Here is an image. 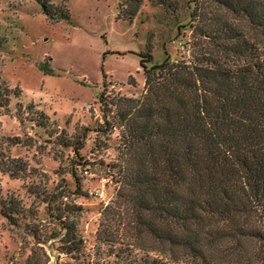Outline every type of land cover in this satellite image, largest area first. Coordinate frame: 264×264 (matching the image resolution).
<instances>
[{"label":"trees","instance_id":"16d2710c","mask_svg":"<svg viewBox=\"0 0 264 264\" xmlns=\"http://www.w3.org/2000/svg\"><path fill=\"white\" fill-rule=\"evenodd\" d=\"M215 1L258 37L218 14L192 61L140 53L144 92L109 101L118 187L95 243L80 230L83 206L51 197L48 221L27 225L37 245L24 264H48L53 250L56 264H264V0ZM38 2L50 20L68 17ZM14 93L0 76V108ZM12 202L9 218L20 213Z\"/></svg>","mask_w":264,"mask_h":264},{"label":"rangeland","instance_id":"374dc122","mask_svg":"<svg viewBox=\"0 0 264 264\" xmlns=\"http://www.w3.org/2000/svg\"><path fill=\"white\" fill-rule=\"evenodd\" d=\"M47 1L68 17L50 20L38 0H0V76L15 92L0 108V264H24L37 245L27 225L47 222L48 200L63 194L83 206L80 230L92 248L118 187L121 126L109 101L144 92L140 53L192 61L208 22L227 14L215 0ZM226 16L258 37L241 16ZM10 201L14 218L3 212Z\"/></svg>","mask_w":264,"mask_h":264}]
</instances>
